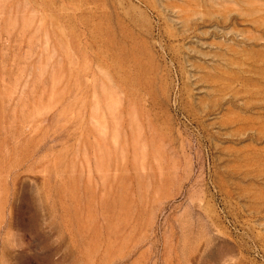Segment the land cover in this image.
Returning a JSON list of instances; mask_svg holds the SVG:
<instances>
[{"label": "rangeland", "instance_id": "374dc122", "mask_svg": "<svg viewBox=\"0 0 264 264\" xmlns=\"http://www.w3.org/2000/svg\"><path fill=\"white\" fill-rule=\"evenodd\" d=\"M0 264H264V0H0Z\"/></svg>", "mask_w": 264, "mask_h": 264}]
</instances>
